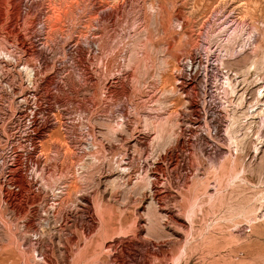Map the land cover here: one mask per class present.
I'll list each match as a JSON object with an SVG mask.
<instances>
[{"label":"rangeland","instance_id":"rangeland-1","mask_svg":"<svg viewBox=\"0 0 264 264\" xmlns=\"http://www.w3.org/2000/svg\"><path fill=\"white\" fill-rule=\"evenodd\" d=\"M262 82L264 0H0V264H264Z\"/></svg>","mask_w":264,"mask_h":264},{"label":"built area","instance_id":"built-area-1","mask_svg":"<svg viewBox=\"0 0 264 264\" xmlns=\"http://www.w3.org/2000/svg\"><path fill=\"white\" fill-rule=\"evenodd\" d=\"M192 64H195V61H191ZM200 72L198 73L195 71L193 73V76H198ZM227 77L229 78L230 75L226 72ZM248 109L249 112L253 116H261L264 114V82L259 84L258 89L256 90L255 93V98L250 97L248 99ZM212 134H213V139H219L221 135V130L218 127H213L212 128ZM221 149V145H219L216 141L213 142L212 146H210V150H213L214 152H217ZM263 149L264 151V141L260 144L258 142L257 145V150Z\"/></svg>","mask_w":264,"mask_h":264},{"label":"bare ground","instance_id":"bare-ground-1","mask_svg":"<svg viewBox=\"0 0 264 264\" xmlns=\"http://www.w3.org/2000/svg\"><path fill=\"white\" fill-rule=\"evenodd\" d=\"M18 17H19V16H18ZM34 54H35V53H34ZM33 56H35V55H33ZM86 60L88 61V59H86ZM88 68H89V67H87V69H88ZM90 70H91V69H90ZM88 71H89V70H88ZM89 72H90V71H89ZM92 77H93V76H92ZM22 177H23V176H22ZM21 181H22V179H21ZM22 182H23V181H22ZM22 184H23V183H22ZM22 184H21V185H22ZM23 185H24V184H23ZM23 185H22V186H23ZM25 185H26V184H25ZM27 185H28V184H27ZM27 185H26V186H27ZM24 187H25V186H24ZM24 187H23V188H24ZM26 188H28V186H27ZM24 191H25V190H24ZM26 191H27V190H26Z\"/></svg>","mask_w":264,"mask_h":264}]
</instances>
